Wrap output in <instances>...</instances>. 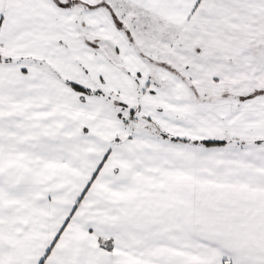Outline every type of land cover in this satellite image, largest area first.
<instances>
[{"label":"snow or ice","instance_id":"1","mask_svg":"<svg viewBox=\"0 0 264 264\" xmlns=\"http://www.w3.org/2000/svg\"><path fill=\"white\" fill-rule=\"evenodd\" d=\"M0 264H264V0H0Z\"/></svg>","mask_w":264,"mask_h":264}]
</instances>
